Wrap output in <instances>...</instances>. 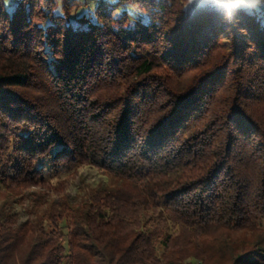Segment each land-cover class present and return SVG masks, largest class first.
Wrapping results in <instances>:
<instances>
[{"label": "trees", "instance_id": "1", "mask_svg": "<svg viewBox=\"0 0 264 264\" xmlns=\"http://www.w3.org/2000/svg\"><path fill=\"white\" fill-rule=\"evenodd\" d=\"M86 3L0 0V192L44 182L43 158L118 183L24 218L18 195L0 205V264H160L170 227L216 224L253 232L222 239V264H264V0H97L71 18Z\"/></svg>", "mask_w": 264, "mask_h": 264}, {"label": "rangeland", "instance_id": "2", "mask_svg": "<svg viewBox=\"0 0 264 264\" xmlns=\"http://www.w3.org/2000/svg\"><path fill=\"white\" fill-rule=\"evenodd\" d=\"M81 1L73 0L72 10L75 4ZM96 3L97 0H87L86 4L79 5L72 12L71 18L80 16L82 13L88 14L89 12L93 15V9ZM128 10L135 15L142 14L144 11L142 6L135 4L129 7ZM42 161L45 162L43 174L46 179L44 182L20 191L0 192V205L4 206L5 203L9 204L14 199V196L18 195L19 201L12 205L18 209L21 218H24L29 215L28 210L31 206L39 212L50 208L49 202L52 198L58 197L63 199L69 196V199H71L69 203L79 205L84 200H87V197L91 193L118 183L115 177H112V175L91 164L70 163L52 166L47 158H43ZM27 192L33 193L36 196L41 195L39 198L40 201L33 200L35 198L33 194L30 195V200L28 195H26L28 194ZM43 194L48 199L47 201L43 198ZM156 210L158 211V209ZM59 220L60 226H63L62 229L65 236L67 227L70 226V220ZM260 223V225L264 226V219L260 220ZM44 225L47 228L49 227L48 220L44 219ZM209 231L208 233H201L192 239L189 238L190 231H182L177 234V230L170 227V232L174 236L176 235L174 244L170 249L166 250L160 241L157 240L155 242V255L159 258L160 264H189L193 262V256H198L202 259L203 264H222L227 259L222 250V239L226 235L233 240L231 244L237 243L235 245H239L242 242L245 244L253 238V232L248 228L241 230L228 229L226 225L216 224L211 226Z\"/></svg>", "mask_w": 264, "mask_h": 264}]
</instances>
